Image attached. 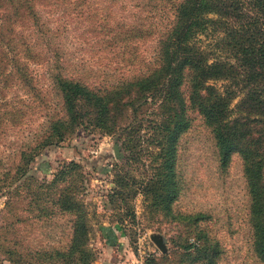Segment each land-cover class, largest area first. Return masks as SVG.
Wrapping results in <instances>:
<instances>
[{"label": "trees", "instance_id": "trees-1", "mask_svg": "<svg viewBox=\"0 0 264 264\" xmlns=\"http://www.w3.org/2000/svg\"><path fill=\"white\" fill-rule=\"evenodd\" d=\"M86 1L0 0V131L19 125L26 113L24 98L7 96L8 87L16 82L40 95L27 70L28 61L45 60L39 35L46 30L38 6L67 3L76 8ZM121 28L114 25L110 45L122 38L117 34L141 36L132 26ZM154 39L153 61L131 74L99 73L92 68L72 72L52 52L48 77L58 112L48 115L40 132L18 150L16 175L25 174L41 148L57 144L79 128L117 133L128 152L124 163L136 160L142 171L135 178L118 165L109 207L122 203L130 212L127 199L141 193L148 205L183 225L176 245L186 255L184 264H215L221 249L202 225L209 215L173 210L181 189L178 145L196 118L219 171L227 168L232 155L240 159L251 249L264 264V0H171V17ZM133 56L119 60L131 64ZM78 168L74 160L63 162L46 184L67 181L72 170L79 176ZM78 190L64 186L55 191V197L47 198L59 212L73 213L68 245L42 251L62 264H87L90 257L85 247L88 224ZM109 226L99 227L108 242L115 240ZM142 264L158 262L150 256Z\"/></svg>", "mask_w": 264, "mask_h": 264}, {"label": "rangeland", "instance_id": "rangeland-1", "mask_svg": "<svg viewBox=\"0 0 264 264\" xmlns=\"http://www.w3.org/2000/svg\"><path fill=\"white\" fill-rule=\"evenodd\" d=\"M38 7L46 30L39 35L45 60L28 61L27 70L41 96L27 92L16 82L6 89L7 96L18 95L27 104L19 125H8L0 131V264L63 263L58 258L48 259L42 251L62 249L69 243L73 213L59 212L47 201L64 186L67 190L78 188V197L83 202L88 224L85 247L90 253L87 264H142L150 256L158 264L187 263L186 255L176 245L183 225L148 205L141 193L127 199L130 212H126L122 203L118 206L115 202L109 207L108 196L118 165H124L135 178H140L142 171L136 160L124 163L128 152L117 133L79 128L57 144L41 148L21 177L14 169L21 146L40 132L48 115L58 112L48 77L52 52L56 51L72 72L92 68L99 73L131 74L141 70L153 61L154 38L171 17V0H87L76 8L67 3ZM115 24L121 29L129 26L139 29L141 36L125 38L117 34L122 38L110 45L109 36L116 31ZM108 27L112 28L110 32ZM127 56L135 58L125 65L119 58ZM115 148L119 158L115 156ZM69 160L79 163L81 174L76 176L72 170L67 181L48 187L46 182ZM140 160L143 162L144 158ZM177 168L181 189L173 210H199L209 215L202 225L218 240L221 251L215 264H262L251 249L247 194L239 157L232 155L227 168L219 171L207 134L195 118L179 141ZM40 181L44 182L38 186ZM101 224L111 226L117 234L113 235L114 241H107L103 230L98 228ZM150 234L162 236L164 251L154 244Z\"/></svg>", "mask_w": 264, "mask_h": 264}, {"label": "water", "instance_id": "water-1", "mask_svg": "<svg viewBox=\"0 0 264 264\" xmlns=\"http://www.w3.org/2000/svg\"><path fill=\"white\" fill-rule=\"evenodd\" d=\"M114 152H115V156L118 157L119 155L117 152V148L114 149ZM149 237L161 251L165 250V244L163 242L162 236H160L159 234H150Z\"/></svg>", "mask_w": 264, "mask_h": 264}, {"label": "crops", "instance_id": "crops-1", "mask_svg": "<svg viewBox=\"0 0 264 264\" xmlns=\"http://www.w3.org/2000/svg\"><path fill=\"white\" fill-rule=\"evenodd\" d=\"M103 225H109V224H103ZM100 227V226H99ZM98 227V228H99ZM110 228H111V226H109ZM111 231L113 232V234L115 235V236H117V234L111 229Z\"/></svg>", "mask_w": 264, "mask_h": 264}]
</instances>
